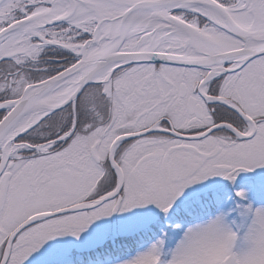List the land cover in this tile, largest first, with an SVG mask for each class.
<instances>
[{
  "label": "snow or ice",
  "instance_id": "snow-or-ice-1",
  "mask_svg": "<svg viewBox=\"0 0 264 264\" xmlns=\"http://www.w3.org/2000/svg\"><path fill=\"white\" fill-rule=\"evenodd\" d=\"M0 264H264V0H0Z\"/></svg>",
  "mask_w": 264,
  "mask_h": 264
}]
</instances>
